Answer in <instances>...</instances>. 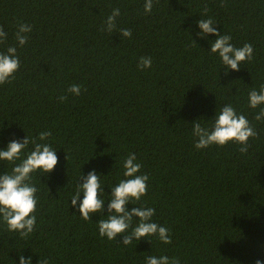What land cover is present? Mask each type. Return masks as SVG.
Listing matches in <instances>:
<instances>
[{
	"label": "trees",
	"instance_id": "1",
	"mask_svg": "<svg viewBox=\"0 0 264 264\" xmlns=\"http://www.w3.org/2000/svg\"><path fill=\"white\" fill-rule=\"evenodd\" d=\"M143 4L0 0L7 33L0 52L15 46L20 60L14 79L0 85V150L50 130L44 142L58 157L50 173L31 174L38 191L30 236L22 239L0 222V264H19L21 255L32 264L40 257L49 264H145L161 255L181 264H264V119H254L264 105L248 106V92L264 86V0H153L151 13ZM114 8L120 15L109 34L101 28ZM208 17L234 46L252 45L253 59L239 71L225 74L210 53L216 36L197 35L196 22ZM20 23L32 26L23 46L15 39ZM121 28L131 29V38L120 36ZM142 56L151 58L150 68H138ZM73 84L79 96L66 91ZM226 104L246 116L257 137L245 153L235 142L196 149L193 122L210 128ZM31 150L30 144L21 159ZM130 153L149 179L147 194L126 207L154 208L152 222L169 229L170 244L151 236V244L125 246L123 234L111 241L98 234ZM13 166L0 161V175ZM92 170L100 175L104 211L86 221L70 199Z\"/></svg>",
	"mask_w": 264,
	"mask_h": 264
},
{
	"label": "clouds",
	"instance_id": "2",
	"mask_svg": "<svg viewBox=\"0 0 264 264\" xmlns=\"http://www.w3.org/2000/svg\"><path fill=\"white\" fill-rule=\"evenodd\" d=\"M223 7L224 4L221 3ZM153 0H144L143 8L145 13H151ZM209 11L207 5L202 9V14ZM120 15V9L114 8L112 13L107 16L101 31L111 34L116 29V18ZM200 31L198 36L213 34L216 39L212 41L209 51L211 54H217L221 64L225 68V74L228 69L239 71L241 64L253 59L254 49L250 43H244L242 47H236L231 43L232 37L228 34H220L213 27L215 22L211 17L207 19L200 18L197 22ZM32 26L24 23L17 25L15 39L18 45L23 46L28 41V36ZM119 35L131 38V29H119ZM7 33L0 25V44L5 42ZM152 60L150 57L142 56L138 61V68L141 70L150 68ZM20 67V60L15 46H9L6 52H0V85L10 83L14 79V73ZM68 93L79 96L81 87L78 84L71 85ZM58 99L63 102L67 99L66 95L59 96ZM264 105V86L257 91L252 89L248 92V106L255 109ZM256 121L264 119V107L260 108L259 113L254 116ZM192 134L198 138L194 147L196 149L207 148L210 145L224 146L229 142H235L242 145L239 148L241 153L248 150V139L257 137V132L250 124L245 115L237 113L230 104L224 105L218 114H215L211 127H202L199 122H193ZM52 135L51 131L39 132L36 136H24L21 141L12 140L8 143L6 150H0V161H8L14 164L10 173L0 175V222L6 225L9 232H16L19 236L27 238L36 227L37 196L38 189L30 183L31 174L41 172L42 175L50 173L58 163L56 149L51 144L45 143ZM32 145V150L21 159L24 150ZM20 160L19 164H15ZM67 160V155H66ZM124 179H121L117 185L111 188L109 203L107 204V219H99L97 222L98 234L101 238L116 240L117 236L123 234L121 244L127 246L133 241H140L147 237L156 236L163 244L171 243L170 231L164 226L152 222L155 209L151 207H132L130 210L126 205L131 202L133 205L141 201V198L147 194V174L140 173L142 165L137 162L136 154L130 153L123 161ZM95 170L89 171L83 176V183H77L76 190L70 201L71 205L78 208L80 217L83 220H90L92 214L104 211V199L100 198L102 192L101 181ZM83 193V198H78ZM135 217L136 219H133ZM138 223L133 227V221ZM131 229V231H129ZM40 257V256H39ZM19 264H32L31 256L27 258L21 255ZM36 264H49L47 257L39 258ZM145 264H181L178 257H169L167 255L148 256ZM255 264H262L257 259Z\"/></svg>",
	"mask_w": 264,
	"mask_h": 264
}]
</instances>
